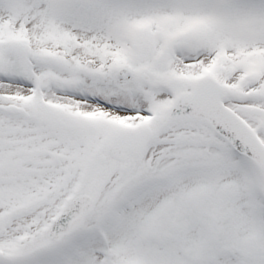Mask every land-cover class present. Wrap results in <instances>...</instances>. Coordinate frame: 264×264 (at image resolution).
<instances>
[{
    "label": "snow or ice",
    "instance_id": "obj_1",
    "mask_svg": "<svg viewBox=\"0 0 264 264\" xmlns=\"http://www.w3.org/2000/svg\"><path fill=\"white\" fill-rule=\"evenodd\" d=\"M0 264H264V0H0Z\"/></svg>",
    "mask_w": 264,
    "mask_h": 264
}]
</instances>
